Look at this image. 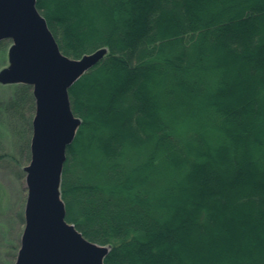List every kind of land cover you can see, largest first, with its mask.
Instances as JSON below:
<instances>
[{
  "label": "trees",
  "instance_id": "1",
  "mask_svg": "<svg viewBox=\"0 0 264 264\" xmlns=\"http://www.w3.org/2000/svg\"><path fill=\"white\" fill-rule=\"evenodd\" d=\"M36 6L66 56L107 48L68 89L65 219L105 264H264V0ZM0 86L29 160L31 87Z\"/></svg>",
  "mask_w": 264,
  "mask_h": 264
},
{
  "label": "water",
  "instance_id": "2",
  "mask_svg": "<svg viewBox=\"0 0 264 264\" xmlns=\"http://www.w3.org/2000/svg\"><path fill=\"white\" fill-rule=\"evenodd\" d=\"M2 39L11 44L0 83L30 85L34 99L30 159L23 167L24 227L13 264H105L108 246L89 241L65 219L60 180L67 146L80 124L68 89L107 49L79 58L63 54L36 0H0Z\"/></svg>",
  "mask_w": 264,
  "mask_h": 264
},
{
  "label": "rangeland",
  "instance_id": "3",
  "mask_svg": "<svg viewBox=\"0 0 264 264\" xmlns=\"http://www.w3.org/2000/svg\"><path fill=\"white\" fill-rule=\"evenodd\" d=\"M8 41L4 53L0 52V69L8 65L7 50L11 44V41ZM8 93V88L0 86V98L8 97ZM17 129L16 122L12 121L11 126L10 120L5 115H1L0 152L10 153L13 159L9 160L5 157L1 160L3 162H0V264H8V260H15L14 247L17 245L19 247L24 227L23 213L27 191L23 167L29 160H26L22 155L23 152H20L23 140L16 136Z\"/></svg>",
  "mask_w": 264,
  "mask_h": 264
}]
</instances>
